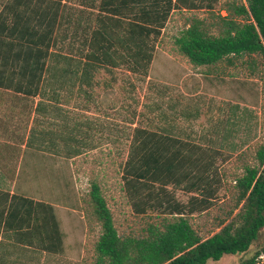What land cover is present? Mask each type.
Wrapping results in <instances>:
<instances>
[{"label": "trees", "instance_id": "trees-1", "mask_svg": "<svg viewBox=\"0 0 264 264\" xmlns=\"http://www.w3.org/2000/svg\"><path fill=\"white\" fill-rule=\"evenodd\" d=\"M76 1L78 8L73 11L56 7L26 13L27 24L20 31L9 30L14 38L4 42L0 52V85L27 87L31 96L44 84L52 87L48 97L54 104L40 109L52 112L53 122L55 118L68 122L59 107L63 90L69 97L94 101L102 70L112 74L126 69L148 77L156 42L175 10L211 13V21L192 19L175 40L178 51L194 66L213 67L226 60L232 64L231 56L264 55V0L228 3L223 9L226 15H216L218 0ZM44 125L52 127L53 123L48 120ZM44 125L30 129L28 148L37 149L43 138L57 134ZM82 128L76 122L67 132L74 134ZM180 136L165 128L134 129L123 166L124 190L137 214L159 209L166 214L159 224H149L143 235L119 234L100 185L92 183L90 206L102 229L94 264H210L225 256L242 257L241 264H258L264 244L249 254L264 228V146L257 151L256 164L246 165L237 179L239 212L219 232L204 239L188 216L213 207L218 191L214 187L215 155L223 154L221 149ZM10 178L16 180V171ZM169 187L193 195L183 204ZM0 203L3 210L11 208L7 226L15 243L37 248L47 257L64 252V234L50 203L9 189H0Z\"/></svg>", "mask_w": 264, "mask_h": 264}, {"label": "rangeland", "instance_id": "rangeland-1", "mask_svg": "<svg viewBox=\"0 0 264 264\" xmlns=\"http://www.w3.org/2000/svg\"><path fill=\"white\" fill-rule=\"evenodd\" d=\"M48 1L60 3V11L78 8L76 0H64L63 4L61 0ZM234 1L245 3L218 0L216 15H226L223 9ZM194 18L212 20L206 9L172 13L156 42L148 77L132 75L126 69L112 74L102 70L97 75L100 86L95 89L93 102L82 96L69 97L70 93L63 90L59 107L68 122L55 118L50 120L52 127L44 125L57 134L41 147L28 148L26 141L0 143L12 151L17 147L18 159L12 156L8 160L11 151L0 153V174L9 177L8 171H16L9 190L50 203L55 209L64 234V254L54 264L95 262L102 229L90 206L94 182L100 185L121 236L143 235L149 224H159L165 217L162 209L137 214L124 190L123 166L136 127L152 131L165 128L185 140L222 150V156L215 155L214 187L218 191L213 207L188 216L202 238L219 232L239 212L237 179L246 165L256 164L257 151L264 146V55L231 56L232 64L226 60L213 67L194 66L175 44ZM104 82L112 86L106 87ZM76 122L83 125L82 130L67 132ZM168 189L183 204L193 195ZM263 244L264 228L249 255ZM241 261L242 257L225 256L210 264ZM258 264H264V255Z\"/></svg>", "mask_w": 264, "mask_h": 264}, {"label": "crops", "instance_id": "crops-1", "mask_svg": "<svg viewBox=\"0 0 264 264\" xmlns=\"http://www.w3.org/2000/svg\"><path fill=\"white\" fill-rule=\"evenodd\" d=\"M56 7L60 11V3L58 5L51 4L48 0H4L0 2V52H3L2 44L12 41L14 38L10 36L9 30L13 28L20 31L25 27L26 20H28L25 16L26 13L31 11L42 13ZM39 18L38 16V21ZM26 89L27 87L22 86L0 85V143L27 142L29 131L33 125H44L48 120L54 118L52 112L40 109L44 106L48 108V105L54 104V101H50L48 97L52 93V87H39L36 96L28 94V89ZM41 105L42 107H40ZM45 140L48 138H43V141ZM16 148L13 147L12 151L0 145V153H3L1 152L3 150L4 152L11 151L7 154L9 160V157L16 155L14 151ZM14 171L11 169L8 172L11 175ZM6 177H0V189L3 191L10 189L13 184L10 176ZM10 210L11 208L8 207L3 210V203H0V221L2 220L0 224V264H54L59 261V258H62L64 253L47 257L46 252L40 253L37 248L15 243L13 232L9 224L7 226Z\"/></svg>", "mask_w": 264, "mask_h": 264}]
</instances>
